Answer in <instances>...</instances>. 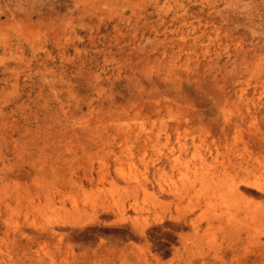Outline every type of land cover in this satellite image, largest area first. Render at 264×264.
<instances>
[{
	"label": "rangeland",
	"instance_id": "rangeland-1",
	"mask_svg": "<svg viewBox=\"0 0 264 264\" xmlns=\"http://www.w3.org/2000/svg\"><path fill=\"white\" fill-rule=\"evenodd\" d=\"M263 135L264 0H0V264H264Z\"/></svg>",
	"mask_w": 264,
	"mask_h": 264
},
{
	"label": "bare ground",
	"instance_id": "bare-ground-1",
	"mask_svg": "<svg viewBox=\"0 0 264 264\" xmlns=\"http://www.w3.org/2000/svg\"><path fill=\"white\" fill-rule=\"evenodd\" d=\"M52 78H54V77H52ZM241 121V123H239V124H235L234 126H232L231 125V127H232V129H241L240 127H241V124H242V122L244 121H242V120H240ZM237 122V121H236ZM228 126L229 125H223L222 126V132H223V134H225L226 133V130H228ZM236 132H237V130H235ZM256 141H257V145L260 147V148H262L261 150H260V152H262V151H264V135L263 136H261V137H259L258 139H256ZM252 156V152L250 151V158H252L251 157ZM256 160V162H259V158H256L255 159ZM261 168V167H260ZM259 168V169H260ZM263 168H264V166H263ZM264 175V174H263ZM241 184L245 187V188H255L257 191H261V192H263L264 193V187L262 186V185H260L259 183H253V182H251V181H249L248 179H242L241 181ZM236 191H238V193H241V191H240V186H237L236 187ZM245 193V192H244ZM264 195V194H263ZM244 196H245V194H244ZM246 200V203L248 204V205H246L244 208H248L249 209V207H250V204H251V209H253L254 207H259L258 205H255V204H253V202L254 201H252V200H249V199H245ZM263 205V204H262ZM264 206V205H263ZM247 209V210H248ZM241 211H243V209L241 210ZM234 219H236V217L234 218ZM142 234H144V231H141V235Z\"/></svg>",
	"mask_w": 264,
	"mask_h": 264
}]
</instances>
